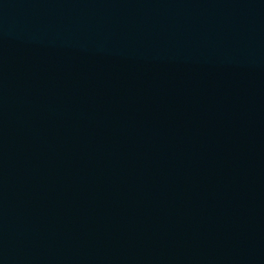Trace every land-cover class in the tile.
Here are the masks:
<instances>
[{"label":"water","instance_id":"1","mask_svg":"<svg viewBox=\"0 0 264 264\" xmlns=\"http://www.w3.org/2000/svg\"><path fill=\"white\" fill-rule=\"evenodd\" d=\"M0 264H264V0H0Z\"/></svg>","mask_w":264,"mask_h":264}]
</instances>
